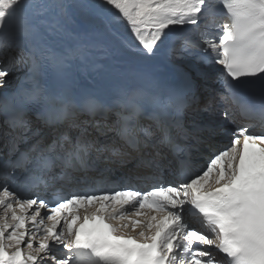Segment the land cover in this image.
I'll return each instance as SVG.
<instances>
[{
    "label": "snow or ice",
    "instance_id": "obj_1",
    "mask_svg": "<svg viewBox=\"0 0 264 264\" xmlns=\"http://www.w3.org/2000/svg\"><path fill=\"white\" fill-rule=\"evenodd\" d=\"M120 25L145 60L167 42L223 74L100 65ZM236 113L264 125V0H0V264H264V131L191 171ZM129 162L150 190L89 176Z\"/></svg>",
    "mask_w": 264,
    "mask_h": 264
},
{
    "label": "bare ground",
    "instance_id": "obj_2",
    "mask_svg": "<svg viewBox=\"0 0 264 264\" xmlns=\"http://www.w3.org/2000/svg\"><path fill=\"white\" fill-rule=\"evenodd\" d=\"M77 3L84 4H95L97 0H75ZM214 3V0H213ZM188 30L194 33V36L198 38V32L193 28V26H188ZM171 35V34H170ZM133 37H131L127 28L123 25L117 26L115 28H106L104 30L102 45L103 47L96 50V60L97 63L103 66L109 65H123V64H133V65H143V64H152L154 65L158 72L164 74L167 77H178L181 71L191 72L193 75H196L197 72H205L207 68L216 69L215 76L218 78L223 74V70H219L220 65L215 64L213 62H204L201 63L199 58L195 55H187L184 57H177L175 59L168 56V47L167 42L165 45L160 46L159 51L155 54V56L151 57L150 60H145V53L142 50L138 49L136 45L133 43ZM179 55V53H177ZM199 62V63H198ZM208 64H212L208 66ZM86 77L94 76L95 73L91 71V69H87L84 72ZM16 74L13 73L12 79L4 89V91H8L11 88L16 86ZM219 86L222 87V81H219ZM82 119L86 120L88 117H82ZM223 121H232L236 124L237 127L249 126L250 130L255 132L264 131V125H257L254 122H247L243 118H241L237 113L235 118H229ZM225 123V122H224ZM219 132V135L212 141L210 147H206L205 150L201 151L194 160V165L191 168L192 173H196V170L201 168V165L204 161H209L212 154L217 151L223 150L226 146V138L222 136ZM21 151H23V146H21ZM8 149L4 148L2 142H0V164L8 158ZM123 171V176L126 184H130L135 186L140 190L151 189V187L156 183V181L147 173L138 172L134 163L129 162L125 165L114 164L109 167L108 170L90 171L89 176L93 179L99 177L108 181L109 179H117L118 171ZM167 179L171 180L173 177L169 175ZM11 181V184L9 183ZM121 181V180H120ZM9 185L14 189L18 186V182L13 183L12 180L8 181ZM117 188L116 190H119ZM40 196L43 194L45 196H49L51 189L45 188L41 186L40 189H33ZM83 213L81 212V215ZM199 227V224H196ZM57 254H62L58 252Z\"/></svg>",
    "mask_w": 264,
    "mask_h": 264
},
{
    "label": "rangeland",
    "instance_id": "obj_3",
    "mask_svg": "<svg viewBox=\"0 0 264 264\" xmlns=\"http://www.w3.org/2000/svg\"><path fill=\"white\" fill-rule=\"evenodd\" d=\"M198 38H199V33H198ZM159 51V50H158ZM157 51V52H158ZM168 54H169V51H168ZM168 56H170L171 58H173V59H175V58H177V57H184V56H181L180 54L178 55H176V56H172V55H168ZM199 63V62H198ZM212 64H208V66H211ZM205 72H203L202 71V73H206L208 76H210L213 80H217V77L215 76V72H216V69H214V67H212V68H207L206 70H204ZM217 87H220L219 86V81L217 82V85H216ZM223 128H221V129H227V126H228V124H227V122H223ZM230 126V125H229ZM232 133L233 132H230L226 137H227V139L225 140L226 141V146L225 147H227V146H229L230 145V139H231V137H232ZM219 135V134H218ZM217 135V136H218ZM207 162L208 161H204V163L201 165V168L200 169H198L197 171H196V173H198L201 169H203L204 167H206V165H207ZM10 184H11V181L9 182ZM39 189H41V188H39ZM41 197H44V195L42 194L41 195ZM58 252H61V253H65L66 252V250H64V249H59L58 250Z\"/></svg>",
    "mask_w": 264,
    "mask_h": 264
}]
</instances>
